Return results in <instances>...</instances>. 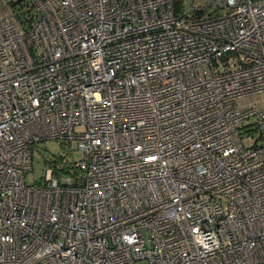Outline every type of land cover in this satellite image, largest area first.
Returning a JSON list of instances; mask_svg holds the SVG:
<instances>
[{"label":"built area","instance_id":"obj_1","mask_svg":"<svg viewBox=\"0 0 264 264\" xmlns=\"http://www.w3.org/2000/svg\"><path fill=\"white\" fill-rule=\"evenodd\" d=\"M141 260L264 264V0H0V264Z\"/></svg>","mask_w":264,"mask_h":264},{"label":"rangeland","instance_id":"obj_2","mask_svg":"<svg viewBox=\"0 0 264 264\" xmlns=\"http://www.w3.org/2000/svg\"><path fill=\"white\" fill-rule=\"evenodd\" d=\"M250 122L252 121L249 120ZM249 138H243L244 145H251L254 143L259 134L256 130L252 129ZM32 155V170L26 173L27 183H40L43 179L44 169L54 157L70 156L71 158L79 159L82 157L83 152L78 148L75 141L68 143L65 141H58L56 139H50L48 141H39L35 144ZM137 264H146L145 260L139 261Z\"/></svg>","mask_w":264,"mask_h":264}]
</instances>
